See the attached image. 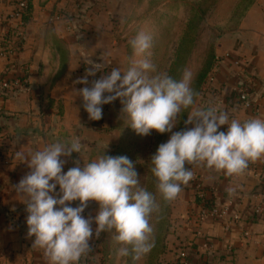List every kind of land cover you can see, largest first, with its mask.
<instances>
[{
    "label": "crops",
    "instance_id": "obj_1",
    "mask_svg": "<svg viewBox=\"0 0 264 264\" xmlns=\"http://www.w3.org/2000/svg\"><path fill=\"white\" fill-rule=\"evenodd\" d=\"M14 1L0 0V18L12 11ZM119 2L84 0L76 4L74 0H30L25 41L14 60L16 64L30 66L29 84L14 98L0 99V264H48L43 251L32 247L34 237L27 235L26 201L16 191L20 180L31 171L30 155L51 143L67 144L78 137L84 147L80 154L61 158L66 161L64 172L77 166L76 162L83 167L84 161L100 156L103 127L91 125L83 99L78 95L85 85L76 81L90 70L88 61L103 64L116 43L110 17L118 10L122 12ZM56 15H60L61 21L51 22ZM3 31L0 25V33ZM236 34L223 40L224 46L218 53L221 60L216 70L217 86L202 98L201 107L207 110L210 103L218 105L230 119L241 122L253 117L264 119V110L245 111L232 97L231 91L239 79L231 69L237 67L224 59L228 52L252 58V74L258 91L264 92V0H256L249 8ZM119 50L121 53L123 49ZM126 55H133V51H126ZM9 65L0 61V76ZM220 130L226 132L227 127ZM19 151L25 159L17 158ZM191 167L193 175L205 187L208 199L216 205L233 201L234 208L226 219H209L197 226L199 207L193 182L184 186L185 220L178 224L182 225L178 229L184 236L178 241L176 252L169 254L172 264H201L202 261V264H264V214L255 213L256 206L264 210V158L250 162L238 177L226 176L202 165ZM228 189L234 190L232 194ZM56 193L59 194L58 186ZM78 204L77 201L71 206ZM98 208L96 202H89L84 217L96 215ZM8 214L14 215V219L8 218ZM233 216L238 219L233 220Z\"/></svg>",
    "mask_w": 264,
    "mask_h": 264
},
{
    "label": "clouds",
    "instance_id": "obj_2",
    "mask_svg": "<svg viewBox=\"0 0 264 264\" xmlns=\"http://www.w3.org/2000/svg\"><path fill=\"white\" fill-rule=\"evenodd\" d=\"M129 44L133 59L128 69L113 68L88 87V77L105 67L88 61L90 70L76 81L86 85L78 95L90 120H101L103 106L119 99L128 127L138 136H149L152 131L171 133L150 161L157 192L164 202L175 201L191 181V166L202 165L238 177L250 162L264 158V119L253 117L241 122L215 107L193 108L196 94L191 87L192 73L185 70L179 79L158 73L151 60L153 36L149 32L139 31ZM187 109L192 110L185 130L173 132L177 116ZM224 126L227 131H219ZM83 147L76 137L67 144L51 143L30 155L31 171L20 180L16 191L26 201L27 235L34 237L32 247L43 251L48 264H81L91 252L89 242L95 224L97 238L101 233H113L117 260L131 258L135 264L154 246L150 219L159 210L157 198L140 186L127 156L104 152L90 162L83 160V167L76 162L77 166L64 172L66 161L61 158L80 154ZM16 154L25 159L22 151ZM228 191L232 194L234 190ZM77 201L79 204L72 207ZM89 202L99 205L94 218L83 215Z\"/></svg>",
    "mask_w": 264,
    "mask_h": 264
},
{
    "label": "rangeland",
    "instance_id": "obj_3",
    "mask_svg": "<svg viewBox=\"0 0 264 264\" xmlns=\"http://www.w3.org/2000/svg\"><path fill=\"white\" fill-rule=\"evenodd\" d=\"M254 2L255 0H121L119 6L122 12L118 10L117 14L110 17L111 33L116 43L109 49L102 65L108 67L110 72L118 67L121 71H126L133 59V55H126V51H132L129 41L139 31L149 32L153 36L151 60L157 72H166L179 79L185 70H189L192 73L191 87L196 94L192 107L203 110L201 105L202 98L206 95L207 78L221 58L218 53L224 46L223 40L237 35L239 25ZM122 36L125 38L121 39ZM120 48L123 49L121 53ZM234 53L228 52L237 56ZM232 69L231 73L237 70L233 66ZM102 77V71L89 76L87 86L90 87L93 81ZM122 108L119 99L103 106L104 126L101 134L104 135V141L98 154L101 156L105 152L108 156H127L134 164L140 186L152 192L160 205L158 212L150 219L154 246L150 253L135 264H172L169 254L176 252L179 248L178 241L184 236L181 229H178L182 227L178 226L179 221L185 220L183 209L186 199L182 196L184 186L175 201L166 203L159 197L156 179L150 171L152 155L160 144L167 142L171 133L162 135L152 131L149 136H138L128 127ZM191 110L181 111L173 132L185 130L187 115ZM192 187L196 198L195 186ZM202 187L207 194L205 187ZM196 203L198 205L197 200ZM9 215L11 214L7 217L11 219ZM91 217L94 218L95 215ZM95 227L93 224V237L89 242L91 252L82 258L85 264H133L131 258H121L118 261V245L113 241V233H101L97 238Z\"/></svg>",
    "mask_w": 264,
    "mask_h": 264
},
{
    "label": "built area",
    "instance_id": "obj_4",
    "mask_svg": "<svg viewBox=\"0 0 264 264\" xmlns=\"http://www.w3.org/2000/svg\"><path fill=\"white\" fill-rule=\"evenodd\" d=\"M74 2L76 4H82L84 0H74ZM29 12L30 0H15L12 11L0 18V25L4 29L3 33H0V61H5L10 64L8 70L4 71L0 76V99L14 98L18 93L24 92L29 84L27 73L30 66L27 64H16L14 61L15 56L23 48L26 33V19ZM59 21H61L60 15L51 18V22ZM225 58L233 62V65L237 67L235 74L239 82L232 89L231 95L235 93L236 97L234 98L240 108L254 113H259L261 110H264V92L261 93L258 91V84L252 74L254 66L253 59L238 55L234 56L232 54H226L224 56ZM217 67L218 65L216 64L207 78L206 93L213 91L217 86ZM8 72L13 73V75L9 76ZM209 107H215L220 111L218 105L210 104ZM219 131L222 130L219 129ZM191 181L193 182V186H195L196 200L198 201L199 207L197 226L205 224L209 219H226L231 216L234 208L233 201H227L223 205H216L212 201H209L206 192L195 174ZM255 213L263 216L264 210L256 206ZM9 217L13 219L14 215H9ZM237 219L238 217L233 216V220ZM207 248L208 245H205L204 249Z\"/></svg>",
    "mask_w": 264,
    "mask_h": 264
},
{
    "label": "trees",
    "instance_id": "obj_5",
    "mask_svg": "<svg viewBox=\"0 0 264 264\" xmlns=\"http://www.w3.org/2000/svg\"><path fill=\"white\" fill-rule=\"evenodd\" d=\"M256 1V0H255ZM255 3V2H254ZM253 3V4H254ZM28 18V17H27ZM215 68V67H214ZM213 68V69H214ZM102 73H103V76H106V75H108V74H110V71H109V69H108V67H105L103 70H102ZM232 97H236V95H235V93L234 94H232ZM86 115H87V117H88V114L86 113ZM91 125L93 126V127H96V128H102L103 126H104V119H103V117H102V119L101 120H99V121H93V120H91Z\"/></svg>",
    "mask_w": 264,
    "mask_h": 264
},
{
    "label": "water",
    "instance_id": "obj_6",
    "mask_svg": "<svg viewBox=\"0 0 264 264\" xmlns=\"http://www.w3.org/2000/svg\"><path fill=\"white\" fill-rule=\"evenodd\" d=\"M81 264H85L84 260L81 261Z\"/></svg>",
    "mask_w": 264,
    "mask_h": 264
}]
</instances>
